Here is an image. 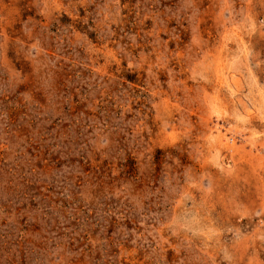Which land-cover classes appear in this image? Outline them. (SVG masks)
<instances>
[{"label":"clouds","instance_id":"1","mask_svg":"<svg viewBox=\"0 0 264 264\" xmlns=\"http://www.w3.org/2000/svg\"><path fill=\"white\" fill-rule=\"evenodd\" d=\"M0 264H264V0H0Z\"/></svg>","mask_w":264,"mask_h":264}]
</instances>
